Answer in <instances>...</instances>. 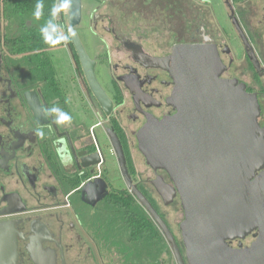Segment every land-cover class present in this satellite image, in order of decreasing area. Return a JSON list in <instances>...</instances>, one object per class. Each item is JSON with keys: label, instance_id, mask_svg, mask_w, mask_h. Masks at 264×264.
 <instances>
[{"label": "flooded vegetation", "instance_id": "1", "mask_svg": "<svg viewBox=\"0 0 264 264\" xmlns=\"http://www.w3.org/2000/svg\"><path fill=\"white\" fill-rule=\"evenodd\" d=\"M175 1V12L183 16L178 29L170 23L150 28L124 25L119 19L126 17L130 0H108L104 7L92 10L91 29L105 45L111 74L112 96L102 87L114 103L110 117L88 86L68 36L71 29L63 31L65 45L61 48L72 59L82 92V114L93 111L103 119L97 118L94 123L72 108L52 58L51 77L45 74V67L39 73L32 65H20L6 55L3 42L9 22L4 0H0V225L9 229L15 241L11 264H108L93 234V222L101 215L105 198L89 206L81 196L83 186L98 178L106 181L108 192L118 189L105 176L106 158L97 130L102 128L110 141V128L120 140L114 121L124 134L135 164L137 133L149 121L161 122L177 113L173 105L176 84L171 73L174 46L199 45L215 52L220 61L219 78L244 85L256 97L258 122L264 129V0H223L229 30L218 22L208 1ZM157 6L165 21L171 18L172 0H163ZM232 32L244 49L238 58L231 44ZM98 58H91L96 67L101 61ZM56 109L70 119L58 123L60 113ZM87 157L99 160L100 167L83 169L92 160L84 159ZM135 169L133 184L143 194H158L154 185L158 177L174 187L165 171L151 169L152 176H147ZM122 180L124 184L121 175ZM258 237L255 230L230 245L251 248Z\"/></svg>", "mask_w": 264, "mask_h": 264}, {"label": "water", "instance_id": "2", "mask_svg": "<svg viewBox=\"0 0 264 264\" xmlns=\"http://www.w3.org/2000/svg\"><path fill=\"white\" fill-rule=\"evenodd\" d=\"M67 12L68 36L88 86L110 117L114 103L97 80L96 63L75 30L82 20V0H68ZM171 58L177 113L161 122L149 121L137 139L146 163L155 172L165 171L174 185L159 177L154 181L165 206L177 197L180 200L184 253L164 219L133 184L122 143L108 128L126 187L162 232L175 264H264V129L258 122L257 99L244 85L219 78L220 61L213 51L176 45ZM99 162L92 159L82 168ZM107 188L104 179L88 182L82 188V201L95 206L108 195ZM255 230L259 237L251 248L230 245ZM14 258L15 241L0 225V264H11Z\"/></svg>", "mask_w": 264, "mask_h": 264}, {"label": "trees", "instance_id": "3", "mask_svg": "<svg viewBox=\"0 0 264 264\" xmlns=\"http://www.w3.org/2000/svg\"><path fill=\"white\" fill-rule=\"evenodd\" d=\"M38 2L43 5L39 18L35 15ZM57 3L58 0H4L9 22L3 42L6 55L20 65H32L39 73L45 67V74L51 77L54 70L48 51L65 45L63 31L68 30L63 20L55 19L53 8ZM42 27L46 30L44 35ZM113 123L122 142L129 173L135 175L130 147L121 128ZM80 183L78 180L76 186ZM144 195L167 224L166 215L159 209L157 201L150 194ZM101 206V215L93 222V234L108 264H175L162 232L128 189H112ZM175 238L184 253L183 243Z\"/></svg>", "mask_w": 264, "mask_h": 264}, {"label": "rangeland", "instance_id": "4", "mask_svg": "<svg viewBox=\"0 0 264 264\" xmlns=\"http://www.w3.org/2000/svg\"><path fill=\"white\" fill-rule=\"evenodd\" d=\"M108 0H82V20L81 23L75 28L78 33V36L81 40V43L86 51V53L94 60L98 56V65L96 67V77L102 87L106 90V92L112 96V87H111V74L108 66L107 59L105 57L106 48L103 41L96 35L91 29L92 26V10L96 7H104ZM163 0H130L127 3L126 12L127 15L124 18H118L121 22H124V25L128 27H139V28H150L155 26H166V23L169 24L173 29H178L182 26L183 16L179 12H175L176 10V1L172 0L173 13L171 18L167 21L161 16L159 4L162 3ZM208 1L216 15L218 22L227 30H229L228 25L226 24L225 12H224V2L223 0H206ZM157 4V5H156ZM61 4H56V7H59ZM178 8H179V4ZM129 7V8H128ZM162 9V7H161ZM130 10V11H129ZM136 10V12H135ZM176 14V15H175ZM56 21L63 20L64 23L68 26V12L67 8L60 10L58 13H55ZM123 25V23H122ZM70 30V28H69ZM231 36V44L234 50L235 57L238 58L242 55L244 49L239 42L237 36L232 32ZM50 56L55 64V67L58 71V76L60 81L63 84V87L66 89L68 100L72 106V108L76 109V111L82 114V108L80 107V95L82 94L79 81L75 75L72 59L70 53L65 49H55L50 51ZM87 105V104H86ZM88 106V105H87ZM82 117L86 121L97 122L98 119H102L99 113H95L91 111V114L84 115ZM103 120V119H102ZM98 138L101 143L102 149L105 153L106 163L104 165L105 176L108 180L114 183V186L118 189H124L123 180L121 181L120 170L118 167L117 158L113 154V148L111 146V142L109 141L105 132H103L102 128H98ZM112 148V149H111ZM133 156L135 158V166L139 171L144 173L147 176H152L151 167L146 163L144 156L137 150L136 147L133 148ZM112 183V184H113ZM153 198L157 201V205L159 209L166 215L167 225L170 228L171 232L177 237L178 241L182 244L180 224L184 220V212L181 207V203L179 199H176L173 205L165 206L161 197L154 193L152 194ZM93 232V230H91ZM173 257V254H172ZM174 260V257H173ZM175 263V261H174Z\"/></svg>", "mask_w": 264, "mask_h": 264}, {"label": "clouds", "instance_id": "5", "mask_svg": "<svg viewBox=\"0 0 264 264\" xmlns=\"http://www.w3.org/2000/svg\"><path fill=\"white\" fill-rule=\"evenodd\" d=\"M43 5L41 2H38L37 5H36V12H35V15L37 18L40 17L41 15V9H42ZM68 7V0H64V3H62L59 7H54L53 8V12L54 13H58L60 10L64 9V8H67ZM45 28L42 27L41 28V33L44 35L45 33ZM59 113H60V116H59V119H58V123L60 121H66V120H69L70 117L68 116V114L66 113H62L59 109H56ZM42 135V134H41Z\"/></svg>", "mask_w": 264, "mask_h": 264}, {"label": "built area", "instance_id": "6", "mask_svg": "<svg viewBox=\"0 0 264 264\" xmlns=\"http://www.w3.org/2000/svg\"><path fill=\"white\" fill-rule=\"evenodd\" d=\"M60 2H61V0H58V3H57V4L59 5ZM60 4H61V3H60ZM92 130H93V129H92ZM97 166H98V168L100 167V165H97Z\"/></svg>", "mask_w": 264, "mask_h": 264}, {"label": "crops", "instance_id": "7", "mask_svg": "<svg viewBox=\"0 0 264 264\" xmlns=\"http://www.w3.org/2000/svg\"><path fill=\"white\" fill-rule=\"evenodd\" d=\"M167 260L169 259V257L166 255V257H165Z\"/></svg>", "mask_w": 264, "mask_h": 264}, {"label": "bare ground", "instance_id": "8", "mask_svg": "<svg viewBox=\"0 0 264 264\" xmlns=\"http://www.w3.org/2000/svg\"><path fill=\"white\" fill-rule=\"evenodd\" d=\"M173 72V71H172Z\"/></svg>", "mask_w": 264, "mask_h": 264}]
</instances>
